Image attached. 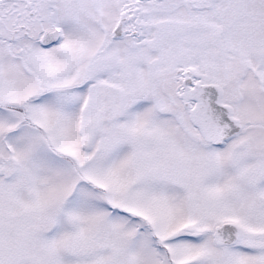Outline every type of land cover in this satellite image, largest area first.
<instances>
[{
    "label": "snow or ice",
    "instance_id": "1",
    "mask_svg": "<svg viewBox=\"0 0 264 264\" xmlns=\"http://www.w3.org/2000/svg\"><path fill=\"white\" fill-rule=\"evenodd\" d=\"M0 264H264V0H0Z\"/></svg>",
    "mask_w": 264,
    "mask_h": 264
}]
</instances>
